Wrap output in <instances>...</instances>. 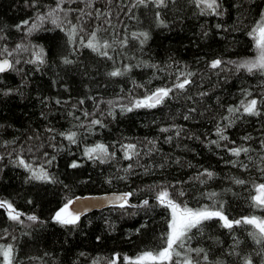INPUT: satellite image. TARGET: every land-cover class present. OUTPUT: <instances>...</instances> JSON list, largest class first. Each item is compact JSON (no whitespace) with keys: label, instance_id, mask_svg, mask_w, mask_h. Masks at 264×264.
Segmentation results:
<instances>
[{"label":"trees","instance_id":"obj_1","mask_svg":"<svg viewBox=\"0 0 264 264\" xmlns=\"http://www.w3.org/2000/svg\"><path fill=\"white\" fill-rule=\"evenodd\" d=\"M32 2L0 0V35L4 37L0 44L15 48L22 43L29 48L20 54L22 63L16 65L19 72L0 74V200H8L24 214L23 223L14 224L0 209V244L15 246L19 264H93L94 260L106 264L115 254L122 264L124 255L134 257L162 247L169 211L156 205L150 190L161 182L175 185L177 202L190 208H216L223 203L229 219L264 218V209L251 202L253 183L264 182L258 168L264 167L259 160L264 103L259 105L260 116L234 118L225 132L229 140L221 141L222 147L209 143L218 140V124H229L223 119L229 115L227 109L240 104L245 90L252 93L249 99L264 101V75L237 71L228 63L256 57L255 42L248 32L259 20L264 0H219L221 16L200 15L191 0H168L163 9L152 5L134 9L135 18L120 12L119 22L113 18L115 27L103 25L107 31L98 33L101 42L113 44L107 50L112 59L80 45V37H86L102 21L89 18L79 22L87 27L74 44H69L65 32L51 23L30 36L25 34L27 27L17 30L24 20H34L38 11L55 7L56 0H35L37 7H31ZM70 6L85 7L79 0ZM97 6L103 8L104 0H97ZM156 11H161L167 26L157 23ZM112 12L115 17L117 9L113 7ZM77 15L71 14L73 23H78ZM141 32L148 34L143 43L142 36H132ZM33 47L45 53L46 62L39 70L36 65L23 63L31 58ZM64 57L73 63L64 64ZM214 59L225 61L223 70L208 67ZM126 67L130 70L124 75H108ZM185 68L195 73L187 92L170 94L154 108L122 111L157 88L170 86L176 72ZM202 92L207 95H199ZM185 115L190 119L185 120ZM92 119L104 126H92ZM165 128L169 131L162 132ZM61 132H75L77 142L72 144L57 135ZM245 136L251 139L245 142ZM97 143L115 156L104 164L87 159L85 148ZM123 144L136 145L140 155L125 159L120 147ZM241 145L254 150L239 158L227 151ZM17 154L35 168L43 165L54 182L29 180V172L13 166ZM52 157L55 159L48 164ZM237 159L248 164V169L226 163ZM73 161L81 167L72 169ZM129 165L132 168L126 172ZM205 170L214 173L211 179L200 175ZM235 179H244L246 184L237 185ZM180 191L185 193L183 197ZM110 192H132V205L148 199L152 207L95 211L80 219L76 227H62L52 221L55 211L68 199ZM213 192L217 196L210 198ZM28 215L38 217L37 222L28 221ZM202 228V234L196 233L187 246L205 249L208 264H244L245 257L253 264H264L261 246L249 235L251 226L229 231L212 219ZM192 257L205 264L194 253Z\"/></svg>","mask_w":264,"mask_h":264},{"label":"snow or ice","instance_id":"obj_2","mask_svg":"<svg viewBox=\"0 0 264 264\" xmlns=\"http://www.w3.org/2000/svg\"><path fill=\"white\" fill-rule=\"evenodd\" d=\"M77 0H56L55 7H49L46 12L38 11L36 13L35 19L32 21L24 20L21 24L17 25V30H21L22 28L27 27L26 35H31L33 32L39 30L45 23H51L55 27L59 28L61 31L65 32L68 37L69 44H74L76 37L80 33L85 32V27H81L79 22H82L86 19H95L97 21H102V24L97 28L91 30L87 33V36L80 37V45L82 47H86L97 53L98 55L112 59V57L108 54V49L113 47L112 43L108 41L101 42L98 37V33L101 31H107V28L103 27V25H107L108 27H115L112 21L115 18L118 22L120 21V12H123L124 15L129 16L130 18H135L134 9L138 8H149L150 5L154 6L156 9H163L168 6V0H104L103 8L97 6V0H79V3H83L85 5L84 8H72L70 5L76 4ZM191 3L195 5V7L199 10L200 15H212V16H221L223 15L222 5L219 0H191ZM65 5H69L65 7ZM31 7H37L35 0L30 4ZM115 7L117 9L116 16L113 17L112 9ZM78 13L75 19L78 23H73V20L70 19L71 14ZM156 21L160 26H167L165 24L164 19L162 18L161 11L155 12ZM219 28L220 25H217ZM2 31V29H0ZM207 35V33H204ZM248 35L255 42L256 49V57L250 60H244L242 62H232L236 67V70L239 71L241 69L247 71L249 74L259 73L264 75V10L259 13V20L254 22V26L251 27ZM133 38L137 36H142L143 41L148 39V34L146 32L141 33H133ZM4 37L0 35V40H3ZM126 41H121L122 45H126ZM29 48L24 44H16L15 48H10L5 45L0 44V74L16 71L19 72L20 69L16 67V65L22 63V58L20 56L23 52H28ZM31 58L27 60H23V63L33 64L37 66V70L39 67L45 64V53L42 48L33 47L30 53ZM64 64L73 63L68 57H64L62 59ZM225 61L221 59H214L208 63V67L212 70L222 69V65ZM155 67V66H154ZM130 70L129 68H125L123 71L116 69L108 73L110 77H119L124 75L125 72ZM195 75L194 72L185 69L178 70L175 75V80L170 86L159 87L155 91H153L150 95L146 96L143 100H136L130 106H126L122 108V111L131 112L137 108H154L158 105L162 104L166 99L170 98V94H174L177 91L180 93H185L189 89V87L194 83L192 77ZM8 94V93H5ZM199 95L204 96L207 93H199ZM252 96L251 92L244 91V99L240 101L238 106H230L227 111L229 115L224 117L229 121L228 125H217L216 136L218 140L210 141L211 144H216L217 147H222L223 145L220 143L221 141H228L229 138L225 135L227 127H230L232 123H234V118L238 116H260V103H264V101H258L256 98L249 97ZM190 98V97H189ZM59 103V101H58ZM82 104L83 101H80ZM195 109H189V112H194ZM85 115H89L85 113ZM185 120L190 119L188 115L184 116ZM92 126L100 125L103 127L104 125L98 119H92L90 121ZM49 132H55L54 129H47ZM162 132L169 131V129H161ZM57 135L63 136L70 143L75 144L76 141V133L68 132V133H57ZM179 135V132L177 133ZM169 140L171 137L168 138ZM242 139L247 142L251 137L245 136ZM230 143H234L229 141ZM149 143H152L149 141ZM123 150V155L125 159L131 160L133 157L139 156L140 153L136 150V145L134 144H123L120 146ZM254 149L250 147H245L243 145L238 147L228 148L227 151L233 157L239 158L241 154H245L246 156L252 152ZM260 152L262 153L259 156V160L261 163H264V139L260 140ZM11 155V154H10ZM47 155V153H45ZM84 156L92 160L94 162H99L100 164H104L109 161V159L115 156L114 152H109L108 147L103 144L97 143L94 147H86L84 150ZM2 159V157H0ZM52 157L47 161L48 164H51ZM251 160V157H249ZM226 163L231 164L233 167H240L242 169H248L249 165L243 163L242 161L231 160ZM13 166L15 167H23L25 171L29 172V180H36L41 182H54L53 178L50 176L46 168L41 165L39 168L33 167L32 164L26 162V160L17 154L13 159ZM72 169H76L81 167V165L73 161L70 164ZM163 167V165H161ZM132 168L129 165L128 169L125 171H129ZM259 171L264 174V167H259ZM146 172L149 169H145ZM202 176H206L208 179H211L214 175L211 171L205 170L200 173ZM237 185H244L246 181L244 179H235L234 181ZM179 183V182H177ZM253 189L255 194L251 195L252 205L256 208L264 209V182L262 183H253ZM151 191L154 192V198L156 201V205L159 207L165 208L169 211V219H167V230L161 236L162 247L154 250H145L140 252L134 257H130L128 255H124L122 257V264H200L199 260H195L192 257V253L195 254L196 257L202 258L205 264H208L209 256L205 249L196 247L190 248L188 247V242L192 240L196 233H201L203 231V224L212 219H217L221 223V227L228 229L231 231L235 227L248 225L253 229L249 235L252 239L261 246V252L264 253V218L258 216H244L240 219H229L227 214L224 211V205L221 203L219 207L209 208V207H201L197 209H193L188 207L186 204L177 202V193L175 192V185L173 184H165L163 182L154 185ZM184 192L180 191L179 196L183 197ZM134 195L132 192L123 193L119 195H114L112 198V202L117 204L120 208H124L126 206L138 207V208H151L150 202L148 199H143L140 204L137 205H128V199ZM217 196V193L213 192L210 194V198H214ZM77 200L80 198L77 197ZM31 203V201H29ZM75 200L68 199L62 207L55 211L52 216V221L62 227H76L78 226L81 219V212L73 208V204ZM0 209H4L7 215V219L14 224H22L23 213L17 211L11 202L8 200H0ZM26 219L30 222H37L38 217L35 215H28ZM145 225H141L144 227ZM193 230H196L193 232ZM139 231V230H137ZM5 233L8 232L7 229L4 230ZM3 238V236H0ZM14 239V237H13ZM99 239V238H97ZM237 243H239L237 241ZM83 255V254H82ZM35 259V258H29ZM120 259L119 254H115L111 258H109L106 264H118V260ZM0 264H19L15 246L12 243L0 244ZM93 264H99V261L94 260ZM244 264H253V261L245 257Z\"/></svg>","mask_w":264,"mask_h":264},{"label":"water","instance_id":"obj_3","mask_svg":"<svg viewBox=\"0 0 264 264\" xmlns=\"http://www.w3.org/2000/svg\"><path fill=\"white\" fill-rule=\"evenodd\" d=\"M123 193H128V192H110L99 195L76 196L72 198L73 200H75V203L73 204V208H75L76 210L82 213L81 219L95 211H101L109 208H120L119 206H117V204H114L112 202V198L114 195H119ZM77 197H79L80 199L77 200L76 199ZM128 205H132V203L130 202V198L128 199ZM126 207H131V206H126Z\"/></svg>","mask_w":264,"mask_h":264}]
</instances>
